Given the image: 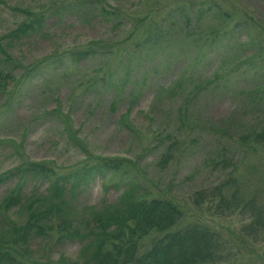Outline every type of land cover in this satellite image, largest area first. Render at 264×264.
Here are the masks:
<instances>
[{
  "label": "rangeland",
  "instance_id": "rangeland-1",
  "mask_svg": "<svg viewBox=\"0 0 264 264\" xmlns=\"http://www.w3.org/2000/svg\"><path fill=\"white\" fill-rule=\"evenodd\" d=\"M232 55L249 64L212 91ZM261 124L264 0H0V241L32 214L26 241L3 245L23 263L115 256L112 237L103 248L58 244L56 225L84 231L90 212L115 202L125 211L121 196L139 189L171 200L184 222L238 233L249 216L218 209L229 174L220 161L242 159L238 179L260 185L264 206L263 163L238 142ZM33 164L52 173L30 177ZM159 235L143 237L138 253ZM249 239L254 250L232 248L235 264H264V232Z\"/></svg>",
  "mask_w": 264,
  "mask_h": 264
},
{
  "label": "trees",
  "instance_id": "trees-1",
  "mask_svg": "<svg viewBox=\"0 0 264 264\" xmlns=\"http://www.w3.org/2000/svg\"><path fill=\"white\" fill-rule=\"evenodd\" d=\"M81 4L83 3L81 2ZM63 10L69 14L68 8ZM219 10V8L215 9L216 12H220ZM101 12L100 15L107 13L109 17L115 16L113 12L109 13L103 10ZM61 14L62 12L59 10L58 15ZM183 16L187 19V15ZM44 20L45 15L43 14L33 19L34 22L41 24ZM23 28L27 29L30 26H19L17 27V31H21ZM223 35L225 33L222 34V32L218 36L210 35V39L215 44L221 40ZM66 56L75 57L77 55L70 52ZM235 56H231L230 60H233L230 63L231 69L230 71L228 69L229 72L226 73L225 77H222V84L215 87V89H211L212 91L227 90L226 86L230 84L229 80L231 76L236 74L235 71L239 72L243 65L246 66L249 64L241 62V59ZM169 92L172 94V89H169ZM181 93L188 97L190 96L189 91L186 89ZM238 142L242 145V153L246 149L251 151L264 166V150H261L264 147V125L261 124L258 130L253 133L240 135ZM168 156L169 154L165 155L162 162ZM232 158L228 160L222 159L220 161L223 168L229 169V174H227L226 179L222 182L221 188L216 191L220 195V206H218V209L222 207L230 210L238 208L241 212L249 216L248 223L236 234L228 231L226 235H223L221 231L210 229L205 225L184 222V215L181 208L171 200L161 198H150L146 200L143 197L144 194L139 189V194L135 195L138 196L136 198H133L129 192L121 196L123 199L120 202L125 200V211H120V206L115 202L110 205H104L98 211L90 212V218L84 220L86 223L83 228L85 229L84 231L76 227L73 228L69 223H59L56 225L57 232H59V243H57L76 241L81 244V248L83 247L87 250L93 247V244L100 245L103 248L104 244L109 241V237H112L115 241L110 244L116 250V255L109 256L106 250H102L104 252L98 264H107L106 261L103 263L105 259H110L112 264H235L238 253L232 251V248L238 252L240 249L252 247L253 243H250L252 239L249 238L252 236L256 237V234L259 232H264V206L257 201L260 185L252 184L251 187H248L247 183L239 181L238 171L241 168L242 159L234 161ZM231 160L233 161L230 162ZM41 168L36 164L29 167L31 169L30 177H42L41 174L49 172L50 175L52 173H50L48 168H42L47 170H42ZM262 174L264 175V173ZM228 187H231L232 191L228 198H226L220 192L222 188ZM49 188L52 190L54 187ZM32 221V214L28 215L26 224L23 227H18L10 232L12 237L9 242L4 243L0 241V264H34L23 263L20 260L21 258L17 257L18 255L14 254L10 249H5L3 246L4 244L15 246L17 242L24 243L27 238V233L29 235ZM33 228H35L34 233H32L33 235L36 236L37 234L43 233L42 228L37 224H33ZM107 229L111 230V232L108 233ZM150 233L160 235L152 242L147 250L143 253H138L137 247L139 246L140 240ZM122 256H124V259H122ZM245 264L252 263L248 261Z\"/></svg>",
  "mask_w": 264,
  "mask_h": 264
}]
</instances>
